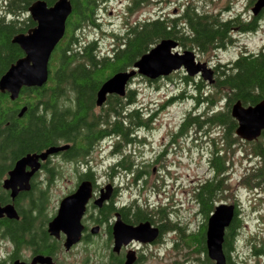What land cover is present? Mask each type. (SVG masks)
I'll return each mask as SVG.
<instances>
[{"label": "trees", "instance_id": "obj_1", "mask_svg": "<svg viewBox=\"0 0 264 264\" xmlns=\"http://www.w3.org/2000/svg\"><path fill=\"white\" fill-rule=\"evenodd\" d=\"M36 1L38 0H0V79L13 64L24 57L22 50L12 40L36 27L28 14L29 8ZM43 1L48 6H53L57 0ZM104 1L108 0L70 1L72 14L67 20L65 36L51 57L49 80L43 88H25L16 101H11L8 95L0 93V185L15 163L28 154H39L64 144L70 147L63 155L65 161L77 163L84 162L91 151L107 137L117 139L118 148L122 144L131 143L133 129L137 126L146 128L150 121L148 115L144 114L142 117L136 107L127 108L134 101L135 93H129L128 99L132 101L129 104L117 96H109L100 111L97 110L95 101L97 93L114 74L132 69L141 57L161 41L175 40L181 50L191 49L198 55H207L233 44L236 32L255 31L258 23L257 19L245 23L240 17L223 19L219 14L201 12L194 5H189L179 17H160L129 26L124 34L114 37L115 48L111 54L104 56L96 51V42L76 47L73 40L75 32L83 26L98 27L95 13ZM145 1L147 0H139L138 3ZM214 71L216 80L207 92L203 90V80L188 76L181 78L183 85L194 86L190 97L197 104L203 101L212 108L203 116L189 113L181 125V134L190 128L205 127L218 129L222 133L221 145H224V150L212 156L215 177L200 185L194 193L206 223L197 233H184L183 229H169L175 226L162 222L169 219L166 209H157L156 213L158 222L162 223L157 225L162 229V234L168 229L178 231L183 246L192 255H203L204 260L199 264H215L207 257V219L214 212L219 195L228 190L224 152L234 143L240 142L234 132L238 124L231 115V106L237 102H241L243 107L255 106L264 101V51L253 55L243 54L229 64L218 65ZM168 80L172 81L171 76ZM145 81L152 83L146 79ZM219 101L223 104L221 108H217ZM23 108H27V111L20 118ZM260 138H264V132ZM257 141L253 142L251 151L252 156L261 164L253 167L242 180L243 185L249 189H264V141ZM50 164L48 162L43 166L49 184L58 175L56 168L50 167ZM123 166L124 162H121L120 167ZM37 178L38 175L32 180L31 191L20 195L15 201L16 209L23 217L15 225L22 230L20 233H32L33 241L46 238L48 247L51 248L54 246L53 240L42 229L51 219L47 212L48 196L46 191L39 189ZM79 178L89 179L83 175H79ZM237 205L236 201V215L230 228L225 230L223 249L227 264H232L230 255L234 251L233 243L241 229Z\"/></svg>", "mask_w": 264, "mask_h": 264}, {"label": "rangeland", "instance_id": "obj_2", "mask_svg": "<svg viewBox=\"0 0 264 264\" xmlns=\"http://www.w3.org/2000/svg\"><path fill=\"white\" fill-rule=\"evenodd\" d=\"M130 2L108 0L101 3L95 13L98 27L83 26L77 30L73 39L76 47L96 42L98 54H111L116 45L114 37L124 34L129 26L160 17H179L189 5H194L201 12L219 14L223 19L240 17L245 23H251L252 18H257L248 8L250 0H147L131 11L128 6ZM257 22L253 32H236L233 44L226 49L207 55L196 54V59L214 71L218 65L229 64L243 54L253 55L264 51V15ZM182 76H186L185 72L179 71L171 75V82L164 79L155 83H148L145 78L138 77L128 86L135 93L136 108L141 109L150 119L148 126L135 135L138 142L134 146L126 147L122 144L118 148L115 138H106L84 162L68 163L57 156L51 159L50 167L56 168L57 178L51 184L47 183L45 172H41L37 178L39 189L47 192L49 215H55L60 200L74 192L78 184L77 175L87 166L92 168L97 182L102 185L108 181L110 169L116 167L122 158H128L126 161L131 170L126 174L117 171L112 178L115 186L122 191L118 200L131 201L137 195L143 202L156 203V213L157 209L167 210L169 219L162 222L175 226L169 229L178 227L184 233L199 231L206 220L194 193L200 185L212 179V156L217 152L222 153L224 145H221L222 133L218 129L190 128L181 134V125L189 113L203 116L207 110H212L203 101L197 104L190 97L194 86L183 85ZM203 84V90L207 92L210 85L205 82ZM222 106L219 101L217 108ZM260 141H264V138H259L257 142ZM252 145L240 140L223 155L227 161L225 182L228 183V190L219 195L216 206L234 205L237 201L240 210L238 218L242 222L233 243L234 251L230 255L232 264H264V189H249L242 183L252 168L261 164L252 156ZM138 169L143 172L144 178L140 176L142 180L132 191L125 193V185L133 183ZM158 220L156 217V226L162 225ZM169 229L164 233V242L155 246L156 258L150 264H199V257L192 255L183 246L178 231ZM101 242L98 240L95 245L87 248L97 250L102 247ZM85 247L83 245L78 249ZM77 255L79 259L83 258L79 253Z\"/></svg>", "mask_w": 264, "mask_h": 264}, {"label": "water", "instance_id": "obj_3", "mask_svg": "<svg viewBox=\"0 0 264 264\" xmlns=\"http://www.w3.org/2000/svg\"><path fill=\"white\" fill-rule=\"evenodd\" d=\"M70 1L57 0L53 6H48L45 1L38 0L29 8V15L36 23V27L25 34L15 36L12 40V43L22 50L24 57L13 64L0 79V93L8 95L11 101H16L25 88L41 89L47 84L51 57L65 36L67 20L72 14L73 8ZM252 8L253 16L258 17L264 10V0H258ZM178 46L175 40H163L141 57L131 70L114 74L100 87L95 100L97 107H103L109 96L124 98L129 89L128 86L138 77L155 83L182 71L191 79L200 78L205 83L213 85L215 71L206 63L198 61L195 51L181 50ZM231 108V115L238 124L234 131L236 137L248 143L259 140L264 132V101L247 107L237 102ZM26 111L27 108H23L19 117H23ZM69 148V145L51 147L42 153L28 154L18 160L8 173V178L3 182L4 189L11 191L12 200L15 201L20 193L31 190L32 180L41 170L42 163ZM28 169L30 171H27ZM92 186L90 181H84L73 194L62 199L56 217L48 225V233L51 237L59 239L61 232L66 235V249L77 245L82 238L81 221L92 199ZM111 188L107 186L103 190V195L97 201L98 205L110 198ZM235 215L236 206L220 204L215 207L210 219H207L205 244L207 257L215 264H227L223 242H225V230L230 228ZM4 216L9 219H19L12 205L0 207V219ZM148 228L149 225H143L132 229L118 221L113 235L117 247L134 239L142 240ZM159 233L160 230L156 228V241L160 238Z\"/></svg>", "mask_w": 264, "mask_h": 264}, {"label": "flooded vegetation", "instance_id": "obj_4", "mask_svg": "<svg viewBox=\"0 0 264 264\" xmlns=\"http://www.w3.org/2000/svg\"><path fill=\"white\" fill-rule=\"evenodd\" d=\"M138 1L139 0H131L132 3H128V6L130 5L129 9H134L137 5L143 4L138 3ZM257 1L258 0H250V5H248V8L251 11L253 9L251 7H253ZM261 13L262 14L259 17L252 18V21L253 19H261L264 15V10ZM130 92L133 91L131 89H128L127 94L124 98L118 96L117 97L122 99L124 103L129 104L132 102L130 101V99H128ZM134 101L131 105H127V108H130L131 106L136 107ZM98 109L100 110L101 108L97 107V110ZM136 110L140 112L142 117L144 116V112L141 111V109L136 108ZM144 128L145 127L137 126V128L133 129V131L131 132V138L133 141L127 144L126 147L134 146L138 142L136 138L137 136L135 135L138 134V131ZM108 139L113 138L110 137ZM65 152L57 155V157L61 158L62 161H65L63 157ZM114 152H116V149ZM52 158H50L45 163H42L41 170L36 174V176L41 172H44L43 166L48 164V162H51ZM127 159L128 158H122V160L116 165V167L110 169V172L108 174V181L102 185L97 182V179L95 177L96 175H94L95 172L92 170V168H88V166L87 169L83 170L80 174L77 175L78 184L75 187L76 189L74 190V192L82 182L90 181L93 184V195L92 199H90L86 207V212L84 213L81 221V225L83 227L81 236L82 238L77 245L73 246L70 249L65 248V242L67 238L63 232L60 233L59 239L51 237L48 233V225L56 217L57 214L52 215L50 221L47 222L46 225L42 228L43 230H45L46 234H48V236L52 238V245H54L53 247H48L46 238H37L35 239V241H33L34 239L32 233H20L22 230H19L17 228L15 222H20L23 217L18 213L16 209V200H12L11 191L5 190L3 185V182L8 178V173L11 171L10 170L6 174L2 181V184L0 185V207L5 208L9 205L14 206L19 219H9L7 216H4L0 219V264H150L151 261H155V246L164 242V234H162V229L159 226H156L155 222L156 203L143 202L140 198H138L139 196L137 195H135V197H133L131 201L120 202L118 198H120V196L122 195V191H119V188L115 186V183L112 180V178L119 171H123V173L126 174L131 170V168L127 165ZM121 162H124L125 166L120 167ZM27 171H30V169H28ZM211 171L213 179L215 177L213 167ZM136 173L137 174L134 178L133 183H127L125 185V189L123 190L125 193L132 191L134 189V186H136L142 180V178H144V175H142L143 172L140 169H138ZM79 175L87 176L89 177V179H80ZM140 176L142 177L141 179H139ZM107 186L112 187L110 198L104 201L101 205H98L97 201L99 198H101V196L103 195V190H105ZM29 192L20 193L19 196ZM74 192H72L71 194H73ZM61 200L56 213H58L59 211L60 204L62 202ZM118 221L122 225L124 224L125 227L132 229H137L143 225H149V228L147 230V233L142 237V240L134 239L129 242L127 241L128 243H122L120 247H117L115 236L113 235L116 223ZM156 228L160 230V239H158L157 241L155 234ZM98 240H102L100 244L102 246L101 248H96L97 250H91L87 248L88 246L95 245ZM83 245L86 246V249L79 250L78 248ZM77 253H79V255H83V258L79 259ZM203 260V255L199 256L197 263L203 262Z\"/></svg>", "mask_w": 264, "mask_h": 264}, {"label": "bare ground", "instance_id": "obj_5", "mask_svg": "<svg viewBox=\"0 0 264 264\" xmlns=\"http://www.w3.org/2000/svg\"><path fill=\"white\" fill-rule=\"evenodd\" d=\"M131 70V69H130Z\"/></svg>", "mask_w": 264, "mask_h": 264}]
</instances>
